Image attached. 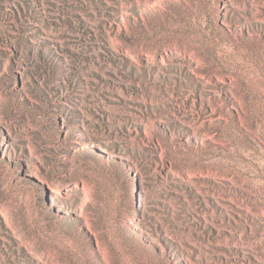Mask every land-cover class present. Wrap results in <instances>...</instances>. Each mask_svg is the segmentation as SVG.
I'll use <instances>...</instances> for the list:
<instances>
[{
	"label": "rangeland",
	"instance_id": "374dc122",
	"mask_svg": "<svg viewBox=\"0 0 264 264\" xmlns=\"http://www.w3.org/2000/svg\"><path fill=\"white\" fill-rule=\"evenodd\" d=\"M0 264H264V0H0Z\"/></svg>",
	"mask_w": 264,
	"mask_h": 264
}]
</instances>
